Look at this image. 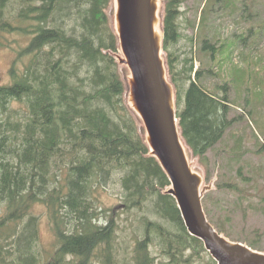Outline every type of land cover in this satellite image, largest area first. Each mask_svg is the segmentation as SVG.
Returning <instances> with one entry per match:
<instances>
[{
  "label": "trees",
  "instance_id": "16d2710c",
  "mask_svg": "<svg viewBox=\"0 0 264 264\" xmlns=\"http://www.w3.org/2000/svg\"><path fill=\"white\" fill-rule=\"evenodd\" d=\"M181 2L164 0L163 50L181 134L192 155L203 162L232 119L226 92L208 91L199 83L201 70L194 71L191 43L182 52V71L174 70L180 57L172 47L182 36ZM109 4L0 0V31L30 37L17 54L21 69L11 67V82L0 86V264H91L93 258L99 264H153L157 257V264L165 258L173 264H202V242L187 232L173 197L162 193L167 177L147 155L124 103V83L109 53L117 48L106 14ZM10 6L16 24L6 14ZM205 20L202 14L200 21ZM213 47L201 40L202 51L214 54ZM227 88L226 82L222 89ZM12 100L25 106L13 119L7 115ZM102 180L119 184L124 210L146 209L147 214H140L141 237L135 238L130 253L114 240L117 218L97 211L95 193ZM38 203L48 211L57 242L45 262L34 249L38 217L31 209ZM156 242L160 249L152 253L150 244ZM205 264L215 261L209 258Z\"/></svg>",
  "mask_w": 264,
  "mask_h": 264
},
{
  "label": "rangeland",
  "instance_id": "374dc122",
  "mask_svg": "<svg viewBox=\"0 0 264 264\" xmlns=\"http://www.w3.org/2000/svg\"><path fill=\"white\" fill-rule=\"evenodd\" d=\"M111 7L112 2L107 12ZM10 9L6 14L11 13L12 23L16 24L15 10L11 6ZM179 10L183 12L178 19L182 36L172 47L180 56L174 70L182 71V52L191 43L194 71L201 70L199 83L208 91L221 95L226 92L228 118L232 119L222 138L206 150L203 162L191 156L204 177L203 184L212 185L203 194V207L209 210L206 213L212 225H222L229 239L264 252V0H182ZM202 14L206 18L203 23ZM108 17L110 25L112 17ZM184 36H190L192 41ZM29 39L17 30L0 31V86L11 82V67L21 69L17 54ZM204 39L214 46V54L200 49ZM162 53L166 61L165 51ZM119 68L123 73L126 71ZM226 82L228 88L224 91L222 86ZM24 108L22 102L12 100L7 115L13 119ZM101 182L95 193L97 211L104 210L105 216L112 214L117 218L118 236L114 240L117 247L120 243V250L130 253L135 238L141 237L140 214L141 211L147 214L146 209L124 210L119 184L112 180ZM1 212L0 207V215ZM31 213L38 217V241L34 249L40 262H45L57 246L53 225L43 204H35ZM98 218L107 219L103 215ZM150 245L151 252L158 253V243ZM209 258L204 251L201 263L205 264ZM159 261L157 257L153 264ZM167 261L165 258L162 262L173 264L172 260ZM91 264H99L98 259L93 258Z\"/></svg>",
  "mask_w": 264,
  "mask_h": 264
},
{
  "label": "water",
  "instance_id": "95a60500",
  "mask_svg": "<svg viewBox=\"0 0 264 264\" xmlns=\"http://www.w3.org/2000/svg\"><path fill=\"white\" fill-rule=\"evenodd\" d=\"M110 27L117 48L109 53L124 83L123 100L134 117L148 156L155 158L187 232L198 238L215 264H264V252L228 239L208 221L202 206L204 177L191 160L178 125L175 90L163 51L161 0H110ZM109 7V6H108ZM119 66L125 68V72ZM140 125H138L137 120ZM197 158V156H194Z\"/></svg>",
  "mask_w": 264,
  "mask_h": 264
},
{
  "label": "bare ground",
  "instance_id": "6f19581e",
  "mask_svg": "<svg viewBox=\"0 0 264 264\" xmlns=\"http://www.w3.org/2000/svg\"><path fill=\"white\" fill-rule=\"evenodd\" d=\"M46 25V24H45ZM36 27V26H35ZM80 92V91H79ZM11 133V132H10ZM11 135V134H10ZM78 143H80V142H78ZM58 144V143H57ZM72 153V152H71ZM74 154V153H73ZM75 158V157H74ZM101 163V162H100ZM57 193V192H56ZM84 256V255H83ZM147 259V258H146ZM132 260V259H131ZM150 263V262H149Z\"/></svg>",
  "mask_w": 264,
  "mask_h": 264
}]
</instances>
